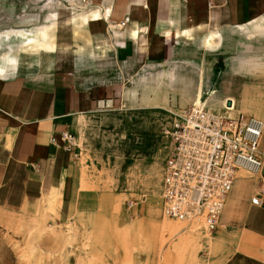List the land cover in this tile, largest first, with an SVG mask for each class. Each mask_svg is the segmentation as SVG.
I'll return each mask as SVG.
<instances>
[{
	"label": "crops",
	"instance_id": "0c3cea01",
	"mask_svg": "<svg viewBox=\"0 0 264 264\" xmlns=\"http://www.w3.org/2000/svg\"><path fill=\"white\" fill-rule=\"evenodd\" d=\"M79 1L81 25L71 16L59 19L50 56L8 52L18 39L24 47L48 45V30L11 31L13 40L0 34L1 205L42 201L53 189L70 199L78 151L66 148L60 131L78 134L93 92L126 66L169 68L166 89L186 104L200 100L215 112L264 120V0ZM93 11L99 16L88 18ZM3 14L0 7V31L8 28ZM125 16L130 20L118 26ZM32 36L38 41L26 45ZM126 93L135 97L137 89ZM261 143L264 160V135ZM236 177L218 225L234 237L237 256L264 264V201L254 202L264 165L257 176L241 170Z\"/></svg>",
	"mask_w": 264,
	"mask_h": 264
},
{
	"label": "rangeland",
	"instance_id": "374dc122",
	"mask_svg": "<svg viewBox=\"0 0 264 264\" xmlns=\"http://www.w3.org/2000/svg\"><path fill=\"white\" fill-rule=\"evenodd\" d=\"M83 6L79 0H0L8 27L1 35L25 29L49 36L48 45L35 47L18 39L8 52L50 56L58 20L71 16L81 25ZM169 71L126 66L93 92L75 133L80 166L73 194L64 201L53 189L42 201L0 204V264H258L236 255L234 237L221 226L207 231L162 209L171 150L166 128L171 111L191 105L166 89ZM131 89L137 96L129 97Z\"/></svg>",
	"mask_w": 264,
	"mask_h": 264
},
{
	"label": "built area",
	"instance_id": "2783aa9c",
	"mask_svg": "<svg viewBox=\"0 0 264 264\" xmlns=\"http://www.w3.org/2000/svg\"><path fill=\"white\" fill-rule=\"evenodd\" d=\"M129 20L125 16L117 25L122 27ZM171 114L166 128L171 150L162 176L164 212L174 218L200 217L213 230L237 178L236 172L243 169L257 176L264 165V120L243 111L217 113L195 104ZM60 133L66 148L71 150L77 145L75 133L68 129ZM256 193L254 202L263 203L264 184L258 185Z\"/></svg>",
	"mask_w": 264,
	"mask_h": 264
},
{
	"label": "bare ground",
	"instance_id": "6f19581e",
	"mask_svg": "<svg viewBox=\"0 0 264 264\" xmlns=\"http://www.w3.org/2000/svg\"><path fill=\"white\" fill-rule=\"evenodd\" d=\"M88 15V14H87ZM99 16V13L98 12H96V11H93V12H90L89 13V15H88V18L89 17H98ZM85 20H87V18H85ZM89 20V19H88ZM86 22V21H85ZM15 33V32H14ZM11 32L9 31L8 33H6L5 34V39L6 40H8V38H9V40H13L14 38H16V37H11ZM29 34V33H28ZM44 35V34H43ZM38 41V40H37ZM36 41V39H35V37L34 36H32V37H30L29 39H28V42H26V45H30V44H34V43H36L37 42ZM10 59H11V63L12 64H14L16 61H17V59L16 58H14L12 55H11V57H10ZM197 105H201V101L200 100H198L197 101ZM213 111V110H212ZM215 112V111H214ZM217 112V111H216ZM217 113H222V112H217ZM241 170H243V169H241ZM241 170H239V171H241ZM163 171H164V169H163ZM245 171V170H244ZM238 172V171H237ZM236 172V173H237ZM247 172V171H246ZM249 173V172H248ZM250 174V173H249ZM162 176H163V174H162ZM162 184H163V180H162ZM163 202H164V198H163ZM163 211H164V209H163ZM166 213V212H165ZM167 214V213H166ZM168 215V214H167ZM170 218H173V219H177V218H179V217H177V218H174V217H171L170 215H168ZM180 219H184V220H186V221H188V222H195L194 224H197V225H202V224H204L205 225V227H207L206 226V224H205V222L200 218V217H196V216H194V217H192V218H180ZM194 224H192V225H194ZM209 229H208V227H207V231H208ZM210 231V230H209Z\"/></svg>",
	"mask_w": 264,
	"mask_h": 264
},
{
	"label": "water",
	"instance_id": "95a60500",
	"mask_svg": "<svg viewBox=\"0 0 264 264\" xmlns=\"http://www.w3.org/2000/svg\"><path fill=\"white\" fill-rule=\"evenodd\" d=\"M228 103L230 104V103H231V101L229 100V101H228Z\"/></svg>",
	"mask_w": 264,
	"mask_h": 264
}]
</instances>
